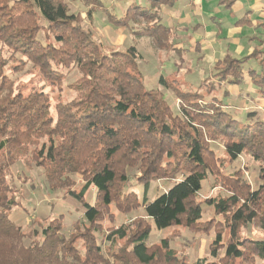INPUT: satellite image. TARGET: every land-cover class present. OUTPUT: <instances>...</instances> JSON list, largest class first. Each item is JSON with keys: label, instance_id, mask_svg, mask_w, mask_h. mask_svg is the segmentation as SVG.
<instances>
[{"label": "trees", "instance_id": "trees-1", "mask_svg": "<svg viewBox=\"0 0 264 264\" xmlns=\"http://www.w3.org/2000/svg\"><path fill=\"white\" fill-rule=\"evenodd\" d=\"M75 1L0 0V264H188L168 239L147 244L152 227L204 235L213 231L209 258L192 264H261L264 240L242 231L254 226L264 232V121L224 99L230 96L228 88L247 85L264 97V43L241 58L217 59L198 78L185 79L182 88L160 78L178 100L174 113L163 92L143 83L137 50L97 43L80 12L71 11L69 2ZM79 1L88 7L87 19L103 9L101 0ZM175 1L147 0L148 8L133 4L122 17L108 14L107 22L126 29L137 25L136 36L169 43L174 32L160 23L159 11ZM219 2L230 8L236 0ZM235 24H249L247 15ZM164 45L158 46L168 48ZM27 66L23 75L36 77L24 94L8 73ZM177 70L171 76L176 78ZM73 71L78 76L66 88L74 98L54 104L51 114L48 95L33 83L61 89ZM213 143L221 145L222 155ZM241 157L256 164L253 183L245 178L247 167L229 172ZM19 162L42 169L50 190H63L81 203V222L68 234L61 233V216L46 225L33 222L27 233L9 219L18 206L11 168ZM73 177L82 182L79 192L72 190ZM208 177L224 195L200 201ZM131 178L145 189L159 180L172 186L151 202L140 201L125 191ZM88 188L95 191L92 205L83 200ZM202 206L214 217L202 222ZM112 207L123 215L142 209L144 217L111 226L97 239L106 219L113 224Z\"/></svg>", "mask_w": 264, "mask_h": 264}, {"label": "rangeland", "instance_id": "rangeland-1", "mask_svg": "<svg viewBox=\"0 0 264 264\" xmlns=\"http://www.w3.org/2000/svg\"><path fill=\"white\" fill-rule=\"evenodd\" d=\"M103 2V9L96 10L92 13L91 17L87 19L85 17L88 7L82 1H75L73 3L69 2V6L72 12L82 13L83 26L91 31L95 41L101 44L103 47H112L115 50L125 51L130 47H134L140 55L137 60L138 70L141 74V79L148 89H155L163 92L167 103L170 105L174 113L178 112L179 103L174 95L164 88V86L159 82L160 78L168 77V80H175L172 85L182 88L183 81L198 78L200 70L207 69L204 63L210 64L216 56L222 58L225 55L232 56L234 58H241V56L257 45L261 47V42H255L256 39L264 38L263 32H254V30L246 31L247 28H243L240 34H234L230 36L227 34V29L225 26L217 27L214 23H210L209 14L215 15V22H225L231 26L235 22L244 16L247 11H252V6H263L264 0H236L235 5L230 9L219 8L217 6V12H203L206 15L202 17L197 14L196 11H191L192 25L193 27L196 23L201 24L196 33H193L192 29L189 31H178V41L173 38L167 43L163 39L149 37V36H136L132 32H136L138 29L137 25L131 24L130 29L123 27H116L107 22V15H115L117 18L122 17L126 8L130 5H140L144 8H148L147 0H101ZM184 0H176L174 6H166L160 8L159 15L161 17L160 23L171 28L176 27V22L180 14L183 12V7L186 5ZM209 0L207 3L212 2ZM217 0L212 2L209 6L211 9H215L214 4ZM181 2L182 5H181ZM206 3V2H205ZM190 14V13H187ZM199 15V16H198ZM250 15V14H249ZM256 20H264V9L262 11L256 10L253 14ZM213 21V20H212ZM221 34L220 38H226L227 43L221 40H217V45L215 47L211 46V49L198 47H191L190 41H207L210 43L215 42L214 38L216 34ZM209 35V37L205 35ZM241 35V36H240ZM240 37V38H239ZM255 38V40H247ZM39 41L43 43L44 35H39ZM234 40V43L231 42ZM176 41V42H175ZM163 45L168 48H160L158 45ZM171 46V47H170ZM177 49L172 50L170 48ZM191 47V48H190ZM18 58V56H17ZM206 61V62H205ZM203 65V66H202ZM179 66L180 71L177 77L171 76L172 73L176 74L177 67ZM190 69L192 72L186 71ZM30 70V66H27L23 72L18 74L9 75L12 80H16L17 84L15 88H19L27 93L30 89V82L34 78L35 74H25L26 71ZM178 71V70H177ZM187 73V74H185ZM173 74V75H174ZM188 75L184 77L183 75ZM78 75L75 71L71 72L67 78L64 80L61 89H58L54 85H46L44 83L34 82L35 88L46 93L50 100V113L54 112V104L63 103L74 98V93L66 88V85L72 83ZM36 77V76H35ZM177 80V81H176ZM34 81V80H33ZM32 81V82H33ZM178 82V83H177ZM22 85H28V88L22 87ZM240 89V88H238ZM254 88L247 85V90L244 89L242 93V101L238 99L230 100L224 99V103L231 105L232 108L237 106V110L249 112L255 111L258 116L264 121V97L257 95L253 92ZM232 103V104H231ZM213 150L217 155H222V147L218 143L212 144ZM234 168H229V172L242 167H247L244 170L245 178L248 182L253 183L257 177V167L250 159L246 157L239 158L233 163ZM33 164H28L19 162L12 166L11 168V182L17 194L18 206L11 210L9 219L17 226H20L23 232L27 233L33 222H42L44 225L49 223L50 220L58 219L62 217V234H68L71 230L72 225L75 222H81L82 216L84 214V208L81 203L76 199L68 196L63 190H50L46 184L43 170L32 166ZM73 181H76L75 186L72 188L75 192H79L82 187V182H80L76 177H73ZM172 184L167 180H159L156 183H150L147 189L142 185H136L131 178L125 188V191L132 192L138 196V199L142 201L144 198L147 202L153 201L156 197L160 196L166 192ZM224 195L220 187L214 188L212 185V180L210 177L206 178L201 184V190L198 194V200L204 201L206 199H213L215 197H221ZM95 199V191L93 188H88L85 193H83V200L92 205ZM114 214V221L111 224L107 219L102 223L101 234H97V239L99 236H104L107 234L108 228L114 226V228L122 224H130L137 218H143L144 213L142 209L134 210L127 215L117 213L114 208H111ZM214 215L212 210L207 206H202L201 221L204 222ZM218 220V218H217ZM34 226V225H33ZM37 229L38 226L35 225ZM244 236L251 239L264 240V232L259 231L254 226H247L245 230L242 231ZM162 239L169 240V247L179 256L183 258L188 264L194 263L195 260L199 258H209V245L214 239L213 231H210L208 235L201 233H194L188 229L182 227H172L165 230H157L152 227L151 233L147 240V244H159ZM106 247V245H104ZM264 264L263 262H260Z\"/></svg>", "mask_w": 264, "mask_h": 264}, {"label": "crops", "instance_id": "crops-1", "mask_svg": "<svg viewBox=\"0 0 264 264\" xmlns=\"http://www.w3.org/2000/svg\"><path fill=\"white\" fill-rule=\"evenodd\" d=\"M209 0H184L183 2H186V5H184V6H182L183 7V12H182V14H180V16H179V18H178V22H176L177 24H176V27L175 28H171L170 26H168L169 28H171L172 30H173V32H174V35H173V38H175V40L176 41H178L179 39H178V35H177V32L178 31H183V32H185V31H189L190 29H192L193 31V33H196V31L199 29V26H201V24H198V23H196L193 27H191V25H192V14H191V11L193 12V11H196L197 12V14H200V16L202 17L203 15H206V14H204L203 12H213V11H215V12H217V6L219 7V8H223V10H225L226 8L224 7V4L222 3V4H220V2H219V0H217L214 4L216 5V8L215 9H210L209 8V6H211L212 5V2L214 1H212V2H209V3H207ZM183 2H181V5H182V3ZM206 2V3H205ZM103 3V2H102ZM175 3H176V1H175ZM104 5V4H103ZM235 5V4H234ZM233 5V6H234ZM232 6V7H233ZM232 7H230V9L232 8ZM264 9V5L263 6H256V5H253L252 6V11H247L245 14H244V16L243 17H245L246 15H247V17H248V20H249V24H247V25H244V26H242V27H238V26H236V21L237 20H235V22L233 23V25L231 26L230 24H227V26L225 25L226 23L225 22H215V15H211V14H209V19L211 20V21H209L210 23H214L215 24V26L217 27V29H218V27H222V26H225V28L227 29V34H230V36H232V35H234V34H240V32L242 31V29L243 28H247L246 29V31H251V30H254V32H259V31H262L263 32V35H264V20L263 21H259V20H256L254 17H253V14H254V12L256 11V10H260V11H262ZM187 13H190V14H187ZM81 14V16H82V13H80ZM250 14V15H249ZM199 16V15H198ZM84 17V16H83ZM82 17V18H83ZM242 17V18H243ZM241 19V18H240ZM213 20V21H212ZM239 20V19H238ZM84 22V21H83ZM87 29V28H86ZM251 29V30H250ZM205 36H207V37H209V35L207 34V35H205ZM241 36V35H240ZM221 37V34L219 35V33H217L216 34V37L214 38V40H215V42H214V44L213 43H210V42H208L207 43V41L205 40H203V41H198V40H195L194 42L192 41H190V46L191 47H196V45L199 47H201V48H206V49H211V46H213V47H215L216 45H217V42L219 41V40H221V41H224L225 39L227 40L228 38H230L229 36H226V38H220ZM172 38V39H173ZM240 38V37H239ZM219 39V40H218ZM218 40V41H217ZM226 40H225V43H227L226 42ZM234 40H237V39H231V42L232 43H234ZM247 40H255V38H252V39H247ZM175 41V42H176ZM179 42H180V40H179ZM255 42H258V43H264V38H260V39H256L255 40ZM190 47V48H191ZM254 48H259V46L257 47V45H254V47H252L251 49H249V52L248 51H246L243 55H245V54H248V53H250ZM172 49H173V46H172ZM211 50H213V48L211 49ZM242 55V56H243ZM241 56V57H242ZM217 59H221V58H219V56H216L215 58H214V60H212V62L210 63V64H206V63H204V66L206 65L207 66V68L210 66V65H212V63L213 62H215ZM206 62V61H205ZM203 66V65H202ZM205 70V69H204ZM200 73L202 72V69L199 71ZM240 89H238V88H234V87H230V88H228V91H229V93H230V100H231V98H232V100H233V98L234 99H238V100H240V101H242L241 99H243L242 98V93H243V90L244 89H246L247 90V86H242V87H239ZM253 92H255V93H257L256 92V90H254ZM257 95H259V96H262L261 94H257ZM263 97V96H262ZM232 104V103H231ZM234 108L236 109L237 108V106H234Z\"/></svg>", "mask_w": 264, "mask_h": 264}]
</instances>
